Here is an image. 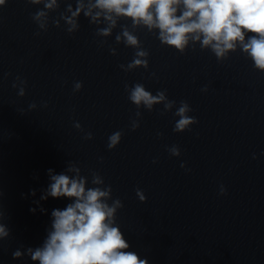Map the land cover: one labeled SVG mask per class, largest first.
I'll return each mask as SVG.
<instances>
[{
  "label": "clouds",
  "instance_id": "1",
  "mask_svg": "<svg viewBox=\"0 0 264 264\" xmlns=\"http://www.w3.org/2000/svg\"><path fill=\"white\" fill-rule=\"evenodd\" d=\"M32 4H39L41 0H29ZM7 0H0V7L6 6ZM56 0L46 3V8H53ZM84 9L83 0H77V7L72 11L71 5L68 10L71 17H65L71 25L69 32L75 30L78 25L76 20ZM93 9H98L93 13ZM92 22L98 23L99 17L103 15L108 26L98 30L99 35L108 36L113 27L116 26L118 17L130 18L132 26L144 25L149 31L159 29L158 39L162 44L172 46L183 53L189 40L200 41L202 48L210 47L218 59L227 57L229 51H234L237 42L243 52L247 53L254 61L257 69L264 70V0H89L88 9L84 12ZM46 13L38 11L33 15L41 28ZM255 33L249 36L245 42V33ZM38 35V33L36 34ZM126 45L138 46L137 36L130 33L125 27L122 32ZM121 36L117 35L116 40L120 41ZM114 52V50H113ZM149 53L146 50H138L135 58L128 64L126 70L137 66L148 67L146 58ZM124 68V65H120ZM155 75V73H152ZM25 83V81H21ZM13 87H16L13 84ZM82 87V82H77L75 90ZM127 90V85H125ZM21 96L24 95L23 88L20 89ZM128 99L139 107L143 104L148 110L154 104L166 100L165 92H158L153 96L145 87L137 83L130 92ZM174 101L165 103V109H170ZM30 107L34 108L35 104ZM192 111L186 101L180 102V107L175 112L179 119L175 122L173 132H184L191 130L192 124L198 120L187 113ZM140 115L139 112L136 113ZM163 115V113H161ZM139 123L133 121L131 130L139 128ZM76 127H79L77 124ZM124 133L116 131L109 135L107 148L115 149L121 142ZM162 136V133H157ZM87 139L92 134H87ZM172 155H180L179 148L173 146L170 149ZM255 158V156L253 157ZM103 161V157H100ZM153 163H156L154 160ZM181 167H184L182 164ZM51 174V169L48 170ZM69 171H78L70 168ZM53 181L49 186L48 195L53 198L69 197L75 198L74 203L69 204L65 209H54L52 231L48 233L43 247L35 251L29 249L31 258L39 261V264H148L147 260L140 259L135 252L124 251L129 248L119 226L115 223L117 209L123 204L119 199L111 205L107 202L111 194V186L106 188L93 187L85 188V179L81 177L70 178L68 175H51ZM93 184L100 185L104 181L99 175H94ZM34 194V193H33ZM221 195L226 194V189L221 186ZM141 201L145 196L137 190ZM3 192L0 191V198ZM41 199H47L42 196ZM35 211V209H30ZM43 211V210H42ZM4 215L0 211V217ZM9 231L0 224V237H7ZM21 253L16 251L14 256L19 257Z\"/></svg>",
  "mask_w": 264,
  "mask_h": 264
}]
</instances>
